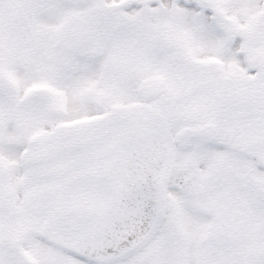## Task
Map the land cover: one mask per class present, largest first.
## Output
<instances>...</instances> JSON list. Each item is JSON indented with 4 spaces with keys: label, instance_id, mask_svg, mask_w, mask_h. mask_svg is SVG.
Here are the masks:
<instances>
[{
    "label": "snow or ice",
    "instance_id": "6c2138e0",
    "mask_svg": "<svg viewBox=\"0 0 264 264\" xmlns=\"http://www.w3.org/2000/svg\"><path fill=\"white\" fill-rule=\"evenodd\" d=\"M0 264H264V0H0Z\"/></svg>",
    "mask_w": 264,
    "mask_h": 264
}]
</instances>
